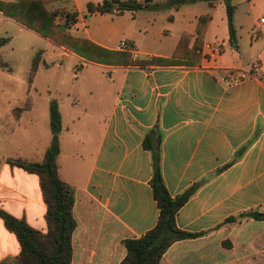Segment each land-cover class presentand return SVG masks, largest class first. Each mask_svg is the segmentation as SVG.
Segmentation results:
<instances>
[{
    "label": "crops",
    "instance_id": "obj_1",
    "mask_svg": "<svg viewBox=\"0 0 264 264\" xmlns=\"http://www.w3.org/2000/svg\"><path fill=\"white\" fill-rule=\"evenodd\" d=\"M103 1H57L47 8L77 13L75 22L56 17L66 34L126 53L128 58L89 62L0 12V37L7 47L12 49L14 41L11 26L46 44L29 55L30 68L41 56L32 85L29 69L26 82L11 85L18 93L2 101L7 108L0 115V212L47 233V205L39 177L9 160L43 161L52 140L54 100L63 127L59 174L75 189L77 227L71 264H121L127 254L123 242L144 236L157 224L160 211L150 186L151 154L144 148L145 134L156 125L164 136L162 168L170 195L175 198L195 189L177 215V226L203 233L173 244L160 264H264V218L241 217L264 215V23L260 22L264 15L256 24V20L244 22L245 17L237 21L239 8L232 0L237 36L252 33L256 45L251 46L249 68L233 55L239 45L230 43L223 3L210 7L199 2L164 14L88 12L89 4ZM250 1L248 18L256 13V4L264 8V0ZM207 14L212 20L202 60L196 63L188 54L198 19ZM183 34L191 36V43L176 59L179 64L141 68L129 63L173 58ZM122 42L134 50L121 49ZM14 52L9 62L1 63L8 66L9 78ZM232 76L240 80L231 82ZM16 109L24 110L15 114ZM20 253L17 236L0 215V263Z\"/></svg>",
    "mask_w": 264,
    "mask_h": 264
},
{
    "label": "trees",
    "instance_id": "obj_2",
    "mask_svg": "<svg viewBox=\"0 0 264 264\" xmlns=\"http://www.w3.org/2000/svg\"><path fill=\"white\" fill-rule=\"evenodd\" d=\"M58 0H17L6 3L0 1V12L12 18L22 26L40 34L59 47L73 52L89 62L107 63L115 57L128 58L126 53H116L103 49L86 39L75 38L66 34L56 23V17L62 15L67 22H75L77 13L67 12L65 9L52 11L47 5ZM205 2L210 7L218 2L226 7L227 20L230 34V43L237 47V33L234 24L236 7L232 0H104L97 5L89 4L90 14L123 15L126 12L137 13L141 11L159 12L164 10L178 11L185 5ZM212 20L210 14L202 15L198 19L196 39L189 50V59L200 63L204 38L208 26ZM191 43V36L183 34L171 59H144L129 63L141 68L153 66H173L180 63L176 60L182 58V51ZM40 54L33 61L28 75V83L31 86L38 70ZM194 62L190 64H194ZM30 107V103L25 106ZM24 109H16L15 114ZM50 128L52 132L51 144L44 155L41 163H31L21 159L9 160L12 165L18 166L25 171L35 174L40 179L41 189L47 205L46 222L47 233L37 231L28 226L24 221L18 220L4 212H0L7 228L13 232L21 245V253L16 258H8L0 264H71L73 249L72 236L77 223L73 216L75 205V189L65 183L59 174L58 158L61 153L60 136L63 130L62 117L59 105L56 101L50 103ZM163 133L158 125L145 134L144 148L151 154L153 173L150 181L153 197L157 203L160 214L157 224L140 238L127 239L123 242L127 254L121 264H160L165 253L175 243L196 239L203 233H189L177 226V215L185 204L195 194L192 188L181 196L173 198L164 181L162 160ZM246 147L241 149L233 162H236L245 152ZM232 164V163H231ZM251 216L262 219L264 215L247 214L241 217ZM235 219H229V222Z\"/></svg>",
    "mask_w": 264,
    "mask_h": 264
},
{
    "label": "rangeland",
    "instance_id": "obj_3",
    "mask_svg": "<svg viewBox=\"0 0 264 264\" xmlns=\"http://www.w3.org/2000/svg\"><path fill=\"white\" fill-rule=\"evenodd\" d=\"M233 2L239 8V11L237 13V21H239L241 17H243V19L245 17L246 19L243 20L244 22H247L248 20L250 22H254L256 20L254 22V24H256V22L259 20V16L264 15V8L260 6V4H256V13L252 12L253 15L248 18L246 14H248V12H251V6L253 2L250 0H233ZM165 12L166 10L159 11L158 13L164 14ZM9 29V34L13 36L14 41L12 43V49L15 51L14 53H16V57L14 59L11 58L14 61V71L12 72V78H9L8 66L1 65V63L4 62L6 64V62H9L10 59L8 58V56L12 55L13 50L10 47H7V45L3 42L4 37H0V115L3 114L7 108V106L2 104L3 98L7 97L8 95L14 92L18 93V90H14L11 85H19L21 82H26L27 72L29 71V69H31L29 66V55H31V52H33V50H37L38 48H44V46L46 45L44 43L31 39V37L28 36L29 34H27V32L18 33L16 32V28L12 26L8 27V30ZM251 35L252 33L248 34L242 32V39L238 35L239 37L237 36V48L239 45V49H237L236 51L234 50L233 52L234 57L235 55L241 57L245 66L249 68L252 67L254 55L251 46L255 44V42H253L251 39ZM228 58L232 59L233 56L228 54Z\"/></svg>",
    "mask_w": 264,
    "mask_h": 264
},
{
    "label": "built area",
    "instance_id": "obj_4",
    "mask_svg": "<svg viewBox=\"0 0 264 264\" xmlns=\"http://www.w3.org/2000/svg\"><path fill=\"white\" fill-rule=\"evenodd\" d=\"M59 2H66V1H69V0H58ZM260 22L261 23H264V18L260 19ZM121 49L123 50H127V51H131V50H134V47L131 46L130 44L126 43V42H122L121 43ZM231 82H238L240 80L239 77H236V76H232L230 79H229ZM222 81H227V79H222Z\"/></svg>",
    "mask_w": 264,
    "mask_h": 264
}]
</instances>
